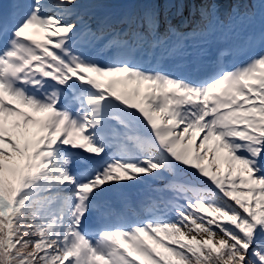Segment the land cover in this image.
Wrapping results in <instances>:
<instances>
[{
  "label": "snow or ice",
  "instance_id": "1",
  "mask_svg": "<svg viewBox=\"0 0 264 264\" xmlns=\"http://www.w3.org/2000/svg\"><path fill=\"white\" fill-rule=\"evenodd\" d=\"M0 264H264V0L0 2Z\"/></svg>",
  "mask_w": 264,
  "mask_h": 264
},
{
  "label": "rangeland",
  "instance_id": "2",
  "mask_svg": "<svg viewBox=\"0 0 264 264\" xmlns=\"http://www.w3.org/2000/svg\"><path fill=\"white\" fill-rule=\"evenodd\" d=\"M130 190H132V192H136V193H138V192H140L142 195H145L146 193L144 192V190L143 189H140V188H133V189H130ZM129 190V191H130ZM138 191V192H137Z\"/></svg>",
  "mask_w": 264,
  "mask_h": 264
},
{
  "label": "trees",
  "instance_id": "3",
  "mask_svg": "<svg viewBox=\"0 0 264 264\" xmlns=\"http://www.w3.org/2000/svg\"><path fill=\"white\" fill-rule=\"evenodd\" d=\"M245 3H251V0H241V7H243Z\"/></svg>",
  "mask_w": 264,
  "mask_h": 264
}]
</instances>
